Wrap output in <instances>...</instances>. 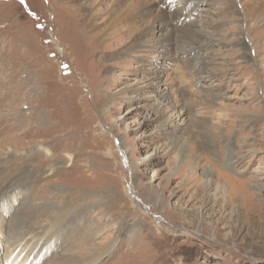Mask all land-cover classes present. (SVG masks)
I'll list each match as a JSON object with an SVG mask.
<instances>
[{"label":"rangeland","instance_id":"1","mask_svg":"<svg viewBox=\"0 0 264 264\" xmlns=\"http://www.w3.org/2000/svg\"><path fill=\"white\" fill-rule=\"evenodd\" d=\"M144 1L213 23V74L152 20L106 61L62 1L0 0V264H264V11Z\"/></svg>","mask_w":264,"mask_h":264},{"label":"bare ground","instance_id":"2","mask_svg":"<svg viewBox=\"0 0 264 264\" xmlns=\"http://www.w3.org/2000/svg\"><path fill=\"white\" fill-rule=\"evenodd\" d=\"M60 1H62L61 3L63 4H59V7H62V9L64 8L65 13L70 16V18L67 19L68 24H72V26L69 27V31H72V34H74L76 38L81 39L79 35H85V41L88 39L87 47L92 50L99 48L102 42H104V44L107 43L106 45L109 46L110 49H113L111 53H105L103 56L106 61L123 59L127 54L133 51L134 48L138 47L149 33L151 27L149 28L147 25L148 22L152 20V25L157 23L159 25L158 29L160 30V38L157 43H155L163 51L171 53H168L170 56L165 58L166 61L171 60V57L174 55H178V61L182 63L184 68H187L185 71L193 72L194 74H198L199 72H207V74L212 73L208 68L211 63V55L209 52L210 47L215 46L217 40L205 30L207 25H213L212 22H206L209 19H205V21L203 19H198L195 22H189L187 14L180 11L169 13L162 10L152 15L149 10L145 12L144 3H147V1L144 0H113V2L111 0H102L100 4H104L103 6L106 7L108 6L107 9H96L92 12L87 7L90 0ZM184 1L187 5L194 4V6H198L201 2V0ZM238 1L242 3V0ZM74 3L77 4L74 6ZM245 4L248 6L250 5L249 8H243V10H246L247 15L251 14V12L254 14L257 11H264V0H248ZM71 6H74V9H72ZM147 6L148 5H146V7ZM221 6L224 15L235 12L237 9L234 0H221ZM84 16H86V19L82 22V27L77 29L75 27L79 24L77 21ZM98 19H102V22L99 23ZM71 28L74 30H71ZM247 43V41H243V44L246 46ZM70 48L72 47L70 46ZM118 63L119 62H117V64ZM108 69L113 68H107L106 70ZM109 72H111V70H109ZM152 79L156 81V86L159 85L160 87L161 81L159 82V79L161 78H159V75ZM168 93L166 92L164 94V103L171 104L172 101L170 102L171 99L169 100L170 97ZM110 99L111 97H106L105 101L110 103ZM133 171H135L134 168ZM77 262L75 263L77 264ZM6 264H9V262Z\"/></svg>","mask_w":264,"mask_h":264}]
</instances>
